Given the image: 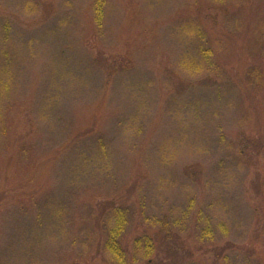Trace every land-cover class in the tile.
<instances>
[{
  "label": "rangeland",
  "instance_id": "rangeland-1",
  "mask_svg": "<svg viewBox=\"0 0 264 264\" xmlns=\"http://www.w3.org/2000/svg\"><path fill=\"white\" fill-rule=\"evenodd\" d=\"M42 1L34 11V0H0V52L13 53L17 61L7 65L0 55V76L8 80L0 98L7 95L2 102L5 108L16 96L20 99L16 102L19 110L6 109V122L0 124V155L6 156L0 165V264H26L25 242L31 235L43 243L34 248L39 259L35 264L79 261L77 252L91 245L85 236L78 237L79 229H89L93 209L98 210L95 222H101L107 216L106 212L101 215V207L107 208L110 203L114 208L130 205L124 210L126 216L142 213L140 220L132 224V230L136 228L139 234L146 229L138 223L168 215L171 235L164 243L167 249L163 253L167 255L161 259L171 262L165 264H236L234 260L237 262L239 257L227 258L230 252L220 255L210 242L204 245L202 239L198 242L189 237L193 235L191 229L188 233L186 230L187 221H193V217L181 211L182 204L191 196L200 209L213 202L212 186L201 184L206 173L215 183L217 194L224 197V201H217L220 205H210L208 217L230 224L228 230L217 232L216 238L234 240L249 234L241 251L245 255L253 252L264 264V88L256 93L245 85L240 89L244 93H240L230 80L243 76L250 63L261 67L258 60H253L250 48L258 43L252 40L256 23L264 20V0H250L246 11V0ZM97 5L102 8L99 17ZM54 35L58 37L51 39ZM39 42L47 43L45 50L38 48ZM261 44L264 47L262 40ZM96 59L101 70L91 66ZM60 60L69 61L74 68L76 63H83L88 74L82 76V86L61 82ZM147 72L162 75L161 86L167 92L169 86L173 90L174 100L170 99L168 107L171 115L165 124L171 118L168 129L179 132L176 140L184 142L185 125L189 123V142L184 148L182 143L175 154L179 169L170 172L161 169L167 162L160 155L169 144L167 140L163 149L159 146L156 151L151 147L154 140L149 145L146 137H140L143 128L133 134L121 126L126 123L120 120L123 107L136 102L126 99L137 88H145L132 73ZM252 81V85L257 83L255 77ZM49 82L54 83L53 87ZM48 86L52 87L49 91ZM239 99L244 103L242 110L234 108ZM198 108L218 109L219 114L200 116ZM67 119L72 129L69 137L63 128ZM201 121L213 134L218 133L217 139L194 133ZM240 127L246 130L239 132ZM85 130L94 131L96 138L85 134L90 142L94 141L91 147L71 148L72 141L79 140L74 137ZM241 133L245 134L238 139ZM98 138L108 142L110 149L101 153ZM236 143L245 158L241 167H237L238 160L230 150V145L236 148ZM110 154H114V160ZM225 159L231 167L220 173L219 161ZM184 166L186 172L180 170ZM212 166L215 176L209 171ZM174 174L186 179L182 184L176 178L169 183ZM189 179L197 182L195 186H186ZM72 199L89 206L76 213L73 210L68 226L58 216V209L65 208ZM199 205L192 212L199 210ZM28 208L42 209L41 220L32 221L37 225L26 224L33 219L30 215L26 219L24 210ZM252 210L254 222L249 231L246 228ZM162 229L156 225L150 231Z\"/></svg>",
  "mask_w": 264,
  "mask_h": 264
},
{
  "label": "trees",
  "instance_id": "trees-1",
  "mask_svg": "<svg viewBox=\"0 0 264 264\" xmlns=\"http://www.w3.org/2000/svg\"><path fill=\"white\" fill-rule=\"evenodd\" d=\"M42 4H43L42 0H34L33 6L31 8H33L35 11ZM244 4H245L244 10L246 11L249 5L251 4V1L246 0L244 1ZM96 8H97L96 13L98 14V17H99L100 15H102V8L99 5H97ZM262 17H263L262 19H264V12H263ZM256 24H257L256 26L257 29L255 31L256 35L253 37L252 41L257 40L258 43L252 45V47L250 48V52H251V56L253 60H255V62L256 60H258L260 62L261 67L257 66V64L250 63L246 71L243 73V76H241L239 79H236V81H234L230 77V80L233 83H235L233 84V88H235L240 93H244L240 89H242L245 85L250 88L249 90L252 89L256 93L260 92L261 88H264V47H262V44H261V40L264 43V20H261V23H256ZM56 37H58V35L51 36V39H54ZM46 45L47 43L44 44V43L39 42L38 48L45 50ZM201 52L202 51H200V54ZM11 54L13 53L9 51L0 52V55H3L2 57L6 59L5 63L7 65H15L17 63L16 58L12 57ZM63 55H66V53H64ZM63 60H67V59L65 58ZM57 61H55L51 65V71H53L54 64ZM78 66L79 68L83 70L82 72L78 68ZM78 66L76 63V67L74 68L73 66H71V63L69 61H63L61 63V60H60L58 68L60 72H62L59 75L61 77V82L69 86L72 84L76 86L77 85L82 86L83 85L82 80H84L82 79L83 78L82 76L87 75L88 73L82 62L79 63ZM91 66L93 70H96V68L101 70V65L98 59L94 60V63L91 61ZM205 67L209 68V65L206 64ZM132 75L136 80L144 82V83H141L142 85L141 87H145V88H142V89L137 88V90H134L135 93L132 94L131 98L126 99L127 101L131 100V102H134V101L136 102L134 105H128V107L125 106V108L123 107L120 120H126V123H124L121 126L125 125L124 128L127 131H131L133 134H136L139 129L141 130V128H143V131L140 132V137H146V139L149 141V145L151 141L154 140L155 143L152 144L151 147L154 146L156 151H157L156 147H159V146L161 149H163V144H165V141L167 140L169 144L166 147H164V149L162 150V152L164 153L160 154L162 155L163 158L167 160V162L163 166H161V169L166 168L169 170V172H170V169L171 170L179 169V167L177 166V161H176L177 160V156L175 155L176 151L178 150V148L179 149L181 148L182 143H183L182 148L185 147L186 143L189 142L188 138H189V135L191 134L189 133V130L187 129V126L189 124L188 123L185 125L184 142L180 140H176L177 139L176 137L179 135V132L178 131L173 132L172 130L168 129L170 125L168 121L171 118H169L167 123L165 124L166 117L168 116L170 117L171 115V113L169 112L170 109H168V107L171 104L170 99H173V94H172L173 90L169 86V91L167 92L164 89L165 87L161 86V81L163 80L162 75L157 76L156 74L154 73L150 74L149 72L136 73V74L132 73ZM92 76L94 75L92 74ZM125 77H128V76L126 75ZM207 77H205L204 79L200 81L207 79ZM226 77L224 78V82L226 80ZM254 77L257 79V83L255 82L254 85H252V82H253L252 80ZM177 80L182 82L180 79H177ZM260 82H261V86H260ZM237 83H240V87L237 86ZM6 84L8 85V80L0 76V91L2 87H4L3 92L6 90V87H5L7 86ZM48 85H51L53 87L54 83L49 82ZM51 86H48L46 89L49 91L52 88ZM148 90H150V92L148 94H145V92ZM1 96L2 94H0V97ZM6 96H3L2 98H0V124L6 122V118H7L6 109L12 108V111L14 112H17L19 110V107L16 104V102L20 100L19 96H16L15 98H13L11 102H9L10 103L9 106L5 108L4 105H2V102ZM181 97L184 99L185 90L181 93ZM178 102L179 101H176L177 105L179 104ZM239 107H241L240 110L243 109L244 107L243 100L239 99L236 103H234V108L238 109ZM197 113H199V115L201 116V114L206 115L208 113L219 114V111L218 109L217 110H206L204 108H198ZM249 113L252 114L251 110H249ZM67 118H70V117L68 116ZM190 123L193 124L194 121H191ZM210 125H212V123ZM207 126L208 125L205 121L203 122L201 121L195 128L196 130L194 133L206 134L207 138L215 137L217 139L218 133L215 132L213 134L210 129H207ZM191 127L192 126H190V128ZM63 128H64V135H66V137H69L72 129H71V122H69L68 119H67V123L63 125ZM3 129H6V127L3 126ZM245 130L246 129H244L243 127H240L239 132L240 131L244 132ZM82 133L83 134L76 135V138L74 137V139L79 138V140H76L74 142L72 141L73 146L71 148L76 149L78 148L77 146L79 145L91 147L90 143L94 141L90 142V136L86 137L85 134H88V133L93 134L92 137L96 138L94 131L85 130V131H82ZM211 134L213 136H211ZM244 134L245 133H241L237 135L238 139L242 137ZM81 136H84V138L80 139ZM137 136L139 137V135ZM182 138H184V136H182ZM112 141L115 142V140H112ZM138 141H140V138ZM81 142L82 144H79ZM97 143H98L99 150L101 153L102 151L106 152V149L108 150L110 149V147L106 146L108 142L102 140L101 138L97 139ZM1 149H2V145L0 144V150ZM173 150H175V152L172 153ZM230 150H231V154H235V159L238 160V163H236L237 167H241V164L243 165L245 161V158H243L242 156L243 151L238 149L237 143H236V148L234 147L233 144L230 145ZM67 152L68 151H66V153ZM113 156L114 154H110V157H113ZM112 159L114 160L115 157H113ZM5 161H6L5 154L0 155V165H3ZM219 163L220 164L218 165V169L220 170V173H223L225 170H228V167L229 168L231 167V163L229 160L225 159L224 161H219ZM180 170L186 172L185 166L183 167V169H180ZM209 171L214 175L215 167L214 166L209 167ZM169 172L168 174L170 175ZM179 173L182 174L180 171ZM180 174L171 175V177H169L167 181L171 183V180L176 178L177 183L181 181L180 184H182L186 178H184V176ZM196 183L197 182L195 181L194 183L190 182V179H189L186 186H189V187L195 186ZM216 183L218 184V182ZM201 184L202 186L203 184H205L204 185L205 188H207L208 186H212L215 192L211 194L212 196L211 199L213 202L207 206H202V208L200 209L201 205L197 204V201H194V197L191 196L190 201H186L185 204H182V207L180 208L181 211L186 212L185 214H188L189 212L190 215L193 217V221L192 220L187 221V224H188L187 229H186L187 233L189 232L190 229H191V233H193V235L190 234L189 237L194 240H198V242H200V239H202V243L204 242V245H208L207 243L210 242V245L212 244V246H214L215 251H220V255H223L224 253H227V252L232 253L229 255V257L227 256V258H230V256L232 255H233V258L235 259H238L237 257H239L237 262L236 260H234L236 264H254V263L260 264L257 258L253 255V252L250 255H247V254L245 255L241 251L242 248L240 246H242L243 244L247 242L246 240L249 234L247 233H246L247 235L242 234L240 236L235 237L234 240L233 239L231 240L229 238H222V239L216 238V235H217L216 233L222 230L223 231L228 230L230 224L228 223V220L221 221L220 219L219 222L218 221L216 222L213 219V217L212 218L208 217L209 212L211 211L210 205H213L214 202H216L217 205H220L217 201H224L223 199L224 197L220 193L217 194L216 185L215 183L213 184L208 173H206V178L203 179ZM161 185L164 187L163 184ZM195 190L197 192L196 187H195ZM79 202L81 201H73L72 199L70 204H67L65 208L58 209L59 211L58 216L61 217L62 222H66L68 226L71 225L70 216H72L73 210L76 213V210L81 209L82 207L88 205V203L86 202H81L76 207L75 204ZM110 204H109V207L107 208L104 206L101 207V210H100L101 215L105 216L104 212H106L107 214V216H105L101 222H99V219L97 222H95L96 215H98V210L96 209L91 210L93 220L91 222L90 221L88 222V225L90 223L89 229L87 231H82V228H80L79 234H78V237H80L81 235L85 236L86 243L88 244V241H89L91 245L88 246L87 250L83 249V250L78 251L76 256L78 257L77 259L79 261L72 262V264H80L83 261L88 262L89 264H165L166 262H171L168 259L167 261H163V259H161L162 255H165V256L167 255L163 253L167 249L164 243L169 239L171 235L168 232L171 226V223H170L171 220H169L167 214L163 213V214L157 215L156 216L157 218L152 217L151 219H149L151 220L150 222L142 221L138 223L146 229L144 233L139 234L137 233L136 228L132 230V227H133L132 224L134 221L136 223V220L137 221L140 220V217L138 218V216L142 215V213L138 215L137 212L132 213L131 211H129L131 212L133 216H126V213L124 210H126L125 208L129 207L130 205H124L125 207L120 205L119 207L114 208L112 205L110 206ZM222 204L223 202H221V205ZM241 204L245 212L248 213V208L243 204L242 201H241ZM196 205H199V210H197L196 212H192L193 208ZM24 211H25L24 214L26 216V219L27 217H30V216L33 218L32 220L29 219L30 221L27 220L26 224L32 223L33 225H37L33 223L32 221H35L36 223H38L39 220H41V217L43 215L42 209L40 208L36 210L35 208H32V209L28 208V209H25ZM206 214L208 215L206 216ZM250 214H252V217H250L249 224L246 228V229L249 228V231H250V227H253V222H254L253 221L254 220L253 210L251 211ZM201 215H203L202 217H205L206 219L202 218ZM180 219L182 218L180 217L176 221H179ZM72 222H74V220ZM156 225L158 226L160 225L161 227H163V229L158 231L157 233H153L154 231L152 230L150 231V229L154 230V227ZM19 228L20 227L17 226L16 229H19ZM131 234L133 236H132V244L130 245L131 246L130 248L129 238H131ZM88 235H89V238H88ZM126 238H128V240H127V244L125 245ZM25 243L27 245L26 246L27 247L26 249L27 258L25 259L26 264H32V262H34L35 264V262H38L39 259H38V254H36L37 252L36 253L34 252L36 251L34 250V248L36 246H41L43 243H41V241L35 235H31L30 237H28ZM18 256H19L18 254L13 255V257H18ZM227 258L225 257L224 261L227 260Z\"/></svg>",
  "mask_w": 264,
  "mask_h": 264
}]
</instances>
